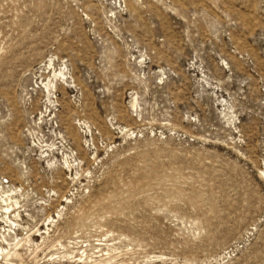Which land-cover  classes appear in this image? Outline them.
I'll return each instance as SVG.
<instances>
[{"label": "rangeland", "instance_id": "obj_1", "mask_svg": "<svg viewBox=\"0 0 264 264\" xmlns=\"http://www.w3.org/2000/svg\"><path fill=\"white\" fill-rule=\"evenodd\" d=\"M0 249L264 264V0H0Z\"/></svg>", "mask_w": 264, "mask_h": 264}, {"label": "bare ground", "instance_id": "obj_2", "mask_svg": "<svg viewBox=\"0 0 264 264\" xmlns=\"http://www.w3.org/2000/svg\"><path fill=\"white\" fill-rule=\"evenodd\" d=\"M48 86V85H47ZM1 250V249H0ZM8 256H10V253L9 252H7L6 254H5V257L8 259Z\"/></svg>", "mask_w": 264, "mask_h": 264}]
</instances>
